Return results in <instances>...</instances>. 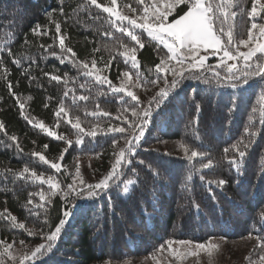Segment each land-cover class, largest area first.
Returning a JSON list of instances; mask_svg holds the SVG:
<instances>
[{
    "label": "trees",
    "instance_id": "obj_1",
    "mask_svg": "<svg viewBox=\"0 0 264 264\" xmlns=\"http://www.w3.org/2000/svg\"><path fill=\"white\" fill-rule=\"evenodd\" d=\"M127 1L133 0H119ZM97 4L108 6L110 0H97ZM244 6L250 9L251 0H238L233 11ZM184 8L180 5L172 16L182 14ZM48 12L53 13L51 19ZM115 19H109L102 8L88 5V0H64L63 4L60 0H0V240L12 243L11 251L17 256L30 250L14 251L16 242L23 240L27 246L35 237L25 229L50 234L58 226L64 206L61 189L73 181L68 170L73 159L93 157L104 165L113 159V165L114 148L119 151L116 145L127 149L121 134L106 130L129 128L135 119L130 106L136 101L127 91L137 94L130 87L123 93L111 92L107 84L99 83L97 71L116 87L125 71L142 86L164 87L162 81L146 83L156 79L155 66L160 62L156 47L162 46L136 29L145 42L140 49L111 24ZM246 19L243 13L237 16L234 41L247 38ZM52 21L61 24V33H55ZM37 24L41 26L38 34L33 32ZM54 35L66 37L65 46L71 47L81 66L87 64L91 76L68 59L60 62L58 40L53 48L46 47ZM222 41L226 43L227 38ZM126 47L136 48V57L130 59H137L138 69L132 68L130 60L125 63ZM52 51L57 55H51ZM260 55L256 53L253 59ZM207 65L219 71L221 78L225 76L222 67H215L217 58ZM213 72H204L200 79L184 73L179 85L153 111L139 146L133 153L125 152L128 162L122 161L116 182L92 197H76L80 190L76 183L67 222L51 251L39 255L34 264L111 263L153 255L166 241L204 244L213 238L257 239L264 234L260 167L264 165V75L232 87L224 79L217 82ZM162 74L171 85V71ZM138 100L141 107L147 106ZM77 122L84 133L81 137L72 126ZM90 131H95V137L87 135ZM249 138L252 143L242 172H237L228 163L235 154L231 146L240 140L247 144ZM165 141H178L181 153L161 148ZM192 151L202 155L189 160ZM54 162L61 164L58 173L51 167ZM49 177L60 184L61 188L52 184L55 195L44 182ZM219 179L227 183L217 188ZM86 183L85 187L97 182Z\"/></svg>",
    "mask_w": 264,
    "mask_h": 264
},
{
    "label": "snow or ice",
    "instance_id": "obj_2",
    "mask_svg": "<svg viewBox=\"0 0 264 264\" xmlns=\"http://www.w3.org/2000/svg\"><path fill=\"white\" fill-rule=\"evenodd\" d=\"M116 2L117 0H110V4L113 6L106 7L97 4V0H88V5H96L98 8H102L103 12L109 14V19L114 16L116 19L112 20L111 24L114 27H117L121 33H126L131 41H134L140 49L144 48L145 42L139 38L136 29L145 31L147 36L152 41L156 42L157 46H162L156 47V52L160 60L159 64L155 66L156 79L146 81V83L156 85L158 81H162L164 87H161L159 92L148 100L146 107H141L138 97L135 96L132 91H127V96L133 101H136L135 104L130 106L132 115L135 119L132 121L128 129L122 126H113L107 128L106 131L108 133L115 132L121 134L128 147L127 149H119L118 152H116L114 148L116 159L115 163L111 166V170L94 185L91 184L85 187L87 184L86 182L80 184V190L77 191L76 197L84 196L85 194L88 197L95 196L98 194V190L107 189L111 183L114 181L116 182L120 178L122 174L119 171L121 163L122 161L128 162L125 158V152L133 153L139 146L138 141L144 136V128L147 127L153 111L157 110L161 103L167 98L169 92L179 85L180 80L185 76L184 73L187 71L188 74L193 76V78L200 79L203 78L204 72H213L212 65H205L209 53L212 56H219L220 64L215 67H222L225 70V76L223 78L220 77L219 71L213 72L214 76L217 78V82H220V79H224L227 85L236 87L240 83H247L248 79L252 77L264 75V42H258L264 40V0H251L250 9L244 6L239 12L233 11L238 4V0H184V2L179 5L175 4V0H164L163 3L162 0H134L136 7H131L128 4L123 5L124 8H130L132 13H137V10L139 9V14L136 19H132L127 14H121L118 12L116 7H114ZM60 3L63 4L64 0H60ZM180 5L185 6L184 9L180 10L182 14L172 16V13L175 12ZM85 6L87 5H81L80 7L83 8ZM241 13L248 18L246 19V23L248 24L246 30L247 38L234 41L232 29L237 16ZM47 16L51 19L53 13L48 12ZM170 16H172L171 20H169ZM257 17L260 18V23H257ZM205 19L207 20V23H205ZM116 21H120L121 23L117 25ZM124 21H127V25L123 23ZM52 22L55 26V33H61V24L56 21ZM149 25H154L156 27L152 28L149 27ZM161 26L163 29H167V31L162 30ZM40 27L39 24L35 25L33 32L37 33V30ZM44 35H48V32L45 31ZM109 35H111V33H109ZM223 37L227 38L226 43L222 41ZM61 38H63V43H61ZM65 39V36L54 35L52 36V44H48L46 47L49 49L53 48V45H55L58 40L60 62L64 63L65 59H68V61L76 67L82 68L85 76H91L92 72L85 67L87 64L81 66V64L75 60V53L72 51L71 47L65 46ZM240 46L247 48L248 51L241 52ZM164 50H166V52ZM125 52L127 53L125 63L130 60L132 68L138 69L139 66H137V59H135V61L130 59L132 55H135L136 57V48L126 47ZM201 53H204V55ZM256 53H260L261 55L253 59ZM50 54L53 56L57 55L55 51H52ZM202 57L206 59H202ZM228 61H235L236 63H228ZM15 63L19 64V59H17ZM169 65H171V68H169ZM164 69H166V71H164ZM196 69H201L203 71L197 73L194 71ZM168 71H171L172 75L171 85L168 83L167 76L162 74ZM136 75L138 80L142 78L139 72H137ZM53 77H58V79H55L57 81L60 80L59 76ZM129 77L130 74L128 71L123 72L122 79L131 83ZM96 78L100 84H107L113 93H123L126 90V84L122 83L120 87H116L106 76L101 78L98 71ZM9 87H11V85H9ZM133 87H135V85H133ZM65 95H67V92ZM81 99H86V97H81ZM261 99L264 100V93L261 94ZM56 115L58 116L59 113H56ZM104 115L107 116L109 113L105 112ZM25 119H27V117H25ZM72 126L77 129L76 135L78 137H81L84 134L78 122ZM41 127H43V125ZM0 128H3L2 124H0ZM52 135L54 134L52 133ZM87 135L95 137L96 133L95 131H90ZM12 139H15V137H12ZM58 139H63V137H58ZM116 143L117 139L114 140L113 145L115 146ZM251 143L252 140L249 138L247 144H245L243 140H240L237 141V144L231 146L232 149H235V154L228 160V163L237 172H242V164L247 156V147L248 144ZM238 145L240 146L238 147ZM66 150L67 149L64 151ZM229 150V147L223 149L225 153H228ZM198 155H202V153L192 151L188 159L191 160ZM210 162L211 161H209V163ZM51 167L57 172L61 170L60 163L54 162L51 164ZM203 167L207 168L209 167V164H204ZM260 167L262 169L261 173L264 174V165H261ZM78 168L79 167L76 168L75 178L72 183L67 184L65 188L61 189L62 195L64 196V206L58 226H56L55 230L50 234L44 232L40 233V236L45 243H40L34 249L17 256L11 251L13 249L12 243L0 240V264H6V261L8 264H34L39 255L51 251L64 224L70 216L68 209L73 203L72 191L76 188ZM24 171L27 172L28 169L25 168ZM65 171L67 170L65 169ZM53 180V177H49L48 180L44 182L49 185V193L55 195L52 184H57L59 187L60 184L59 182H53ZM129 182L131 183V181ZM209 183L213 182L210 181ZM226 183L227 181L225 179L215 181L217 188L222 187ZM44 196L45 194L41 192V200L44 199ZM50 202L51 201L49 200V203ZM18 227L23 229L24 225L19 224ZM25 230L28 232L29 236L35 235L32 231ZM257 239V248L260 253V258L259 261H254L252 257L249 256V264H264V234H261ZM19 243L24 245L23 240ZM180 243L189 242L181 241ZM172 244L173 241H166L164 245H161L160 248L157 249V251L171 249ZM197 247L203 249L204 245H198ZM155 255L156 253L154 252V258Z\"/></svg>",
    "mask_w": 264,
    "mask_h": 264
},
{
    "label": "rangeland",
    "instance_id": "obj_3",
    "mask_svg": "<svg viewBox=\"0 0 264 264\" xmlns=\"http://www.w3.org/2000/svg\"><path fill=\"white\" fill-rule=\"evenodd\" d=\"M184 0H175V4L179 5ZM164 0H162V3ZM128 4L131 7H136L134 0L129 2H119L117 0L116 7L117 11L121 14H127L130 18L136 19L139 14V9L137 13H132L130 8H124L123 5ZM108 6H113L109 4ZM107 7V6H106ZM139 22V21H138ZM205 23L207 20L205 19ZM149 27L155 28L154 25H149ZM162 28V26H161ZM167 31V29H163ZM264 42V40L258 41ZM241 52L248 51L247 48L240 46ZM204 55V53H201ZM217 58L218 64H220L219 56H212L210 53L208 54V59L205 61V65L210 59ZM202 59H206L202 57ZM87 60L85 62H89ZM175 63V62H173ZM187 63V62H186ZM228 63H236L235 61H228ZM171 75V74H170ZM169 75V76H170ZM129 80L131 83H128L127 80L122 79L120 81L126 84L127 87L132 88L137 94V96L146 104L148 100L159 92L161 87H145L142 86L133 76L130 75ZM119 83V82H118ZM135 85V87H133ZM166 143H161V148L164 150H172L173 152L181 153L182 145L177 142L165 141ZM126 144V143H125ZM122 146L121 143L116 145L117 150H119ZM128 147V146H127ZM113 160V159H112ZM112 160L110 162H105L102 164V160H97L93 157H84V158H76L73 159L72 162L68 165L69 173L71 174L72 180L75 178V171L77 169V184H84V182H88L89 184L98 182L102 179L109 171L110 166L112 165ZM64 169L65 166H64ZM55 172H57L54 169ZM58 173V172H57ZM61 174V173H60ZM31 231L35 233V237L30 240L26 245H21L16 242L14 247V251L19 252L21 250H31L42 243V238L40 237V229H34L30 227ZM20 242V241H19ZM181 241H176L171 249H165L163 251H158L155 255L138 257L127 259L124 261H117L111 263H102V264H249L248 257L251 256L254 261H259L260 253L258 248L256 247L258 241L255 237L248 236L245 238H234V239H224V238H213L204 244H195L190 241H184L189 243H180ZM198 245H204L203 249L198 248Z\"/></svg>",
    "mask_w": 264,
    "mask_h": 264
}]
</instances>
